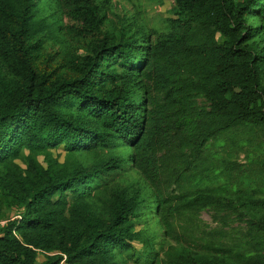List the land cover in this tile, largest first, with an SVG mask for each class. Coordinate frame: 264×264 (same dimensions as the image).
Here are the masks:
<instances>
[{"label":"trees","instance_id":"obj_1","mask_svg":"<svg viewBox=\"0 0 264 264\" xmlns=\"http://www.w3.org/2000/svg\"><path fill=\"white\" fill-rule=\"evenodd\" d=\"M172 1L0 0V264H264V0Z\"/></svg>","mask_w":264,"mask_h":264},{"label":"rangeland","instance_id":"obj_2","mask_svg":"<svg viewBox=\"0 0 264 264\" xmlns=\"http://www.w3.org/2000/svg\"><path fill=\"white\" fill-rule=\"evenodd\" d=\"M140 2L142 3V5L145 8V15L147 17V19L149 20V24L150 25H155L157 27L162 25V18L163 17H167L170 14V9L173 5V1L172 0H163L162 3H158L157 0H140ZM120 5H124L125 8L128 9V15L133 13V9H132V5L130 3L127 2V0H114V14H118V15H122L123 11H122V7ZM113 15H110V18H115ZM54 154H60L61 155V159L63 156V151L61 150V148L53 151ZM238 161L240 162H244V158L243 155H240L238 157ZM8 209V208H6ZM1 216H0V226L4 225L8 220L13 219L14 217L17 216L15 209L12 210H3L1 212ZM16 215V216H15ZM202 218L210 225H214V223L212 222L211 219V215L209 212L203 211L201 213ZM4 223V224H2ZM139 226H137L138 228ZM44 259L43 254H38L37 257V261L40 262Z\"/></svg>","mask_w":264,"mask_h":264},{"label":"built area","instance_id":"obj_3","mask_svg":"<svg viewBox=\"0 0 264 264\" xmlns=\"http://www.w3.org/2000/svg\"><path fill=\"white\" fill-rule=\"evenodd\" d=\"M16 216V215H15ZM17 217H19L18 215L16 216V217H14V218H17ZM2 224H4V223H2Z\"/></svg>","mask_w":264,"mask_h":264}]
</instances>
